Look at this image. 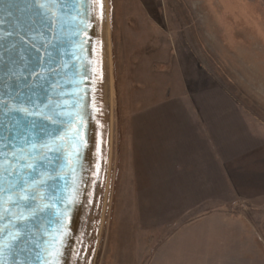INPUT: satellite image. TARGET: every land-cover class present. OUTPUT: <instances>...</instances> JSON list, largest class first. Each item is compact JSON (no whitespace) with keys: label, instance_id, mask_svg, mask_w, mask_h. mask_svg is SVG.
<instances>
[{"label":"rangeland","instance_id":"1","mask_svg":"<svg viewBox=\"0 0 264 264\" xmlns=\"http://www.w3.org/2000/svg\"><path fill=\"white\" fill-rule=\"evenodd\" d=\"M104 1L113 100L100 106L94 0L91 131L63 264H264V0ZM194 121L209 188L193 163L181 180L162 169L164 139ZM222 242L238 253L214 256Z\"/></svg>","mask_w":264,"mask_h":264},{"label":"water","instance_id":"2","mask_svg":"<svg viewBox=\"0 0 264 264\" xmlns=\"http://www.w3.org/2000/svg\"><path fill=\"white\" fill-rule=\"evenodd\" d=\"M94 0H0V264H62L92 122Z\"/></svg>","mask_w":264,"mask_h":264},{"label":"crops","instance_id":"3","mask_svg":"<svg viewBox=\"0 0 264 264\" xmlns=\"http://www.w3.org/2000/svg\"><path fill=\"white\" fill-rule=\"evenodd\" d=\"M206 123V122H205ZM194 124H196L195 128V133L194 135L190 136V134H186L185 132V136L182 135L183 130L185 131L187 128L186 127H180L178 126V130L177 133L171 131L170 134L168 135L167 140L164 139V142L162 143V151H160L163 156H165V153L169 155V161H172V165H170V163L168 162V164H166L167 166L163 167L162 169L165 170L167 175H170L174 178H178L180 179V177L178 175L175 174V170L179 169L182 165V161H185L189 164V166L193 163L194 164V170L191 172H189L187 169V176L188 175H193L194 172L197 171V175H193L194 176H201L202 178H206L205 182L208 181V188L210 187V180L212 178V175L214 173V171L208 172V133H207V129L203 126L204 122L202 121H194ZM191 125V124H190ZM186 128V129H183ZM202 131V132H201ZM173 132V133H172ZM189 136L192 137L193 141H189ZM188 137V138H187ZM184 146H185V152H184ZM192 148H196L198 156H193L190 155L189 152ZM204 151V153L202 152ZM203 153V155L201 156V154ZM184 154V156L181 157V155ZM222 172V171H221ZM225 174V173H224ZM226 175V174H225ZM188 178V177H187ZM197 179V178H195ZM181 180V179H180ZM189 183L191 184L190 188H193L194 191H198L197 188L200 187V185H203L204 188V182L202 181V183L200 184L198 181H191L189 180ZM201 185V186H202ZM201 192V191H198ZM222 231V230H221ZM225 243V242H224ZM222 246L224 247L223 249H221L219 252V254H216V252L214 254V256H220L225 258L227 257H231V256H235V254L233 253H229V251H236V253H238V250H229V248L227 250H225V248H227V244H225V246L223 245L222 242Z\"/></svg>","mask_w":264,"mask_h":264},{"label":"bare ground","instance_id":"4","mask_svg":"<svg viewBox=\"0 0 264 264\" xmlns=\"http://www.w3.org/2000/svg\"><path fill=\"white\" fill-rule=\"evenodd\" d=\"M97 18V30L99 28V34L97 33V42H99L100 52V90L99 97L101 99L100 106L107 107L113 100V85L110 76V50H109V39H108V28L106 24V5L104 0H99ZM95 16V14H94ZM101 107V108H102ZM78 207L75 212L77 214ZM74 217V220H75ZM74 224V223H73ZM67 249V248H66ZM66 254V252H65ZM65 257V255H64ZM64 261V258H63ZM62 261V264H63Z\"/></svg>","mask_w":264,"mask_h":264}]
</instances>
